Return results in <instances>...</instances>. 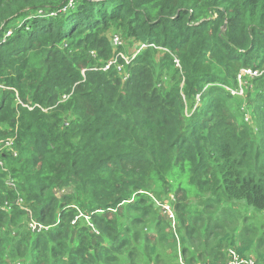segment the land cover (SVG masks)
I'll list each match as a JSON object with an SVG mask.
<instances>
[{
	"label": "trees",
	"instance_id": "1",
	"mask_svg": "<svg viewBox=\"0 0 264 264\" xmlns=\"http://www.w3.org/2000/svg\"><path fill=\"white\" fill-rule=\"evenodd\" d=\"M69 2L0 0V140L14 139L0 152V264L247 256L252 242L235 246L210 211L264 210V74L244 100L229 89L241 69L264 71V0ZM244 102L252 124L231 108ZM171 195L175 230L156 206ZM200 197L209 214L195 216L186 200Z\"/></svg>",
	"mask_w": 264,
	"mask_h": 264
},
{
	"label": "rangeland",
	"instance_id": "2",
	"mask_svg": "<svg viewBox=\"0 0 264 264\" xmlns=\"http://www.w3.org/2000/svg\"><path fill=\"white\" fill-rule=\"evenodd\" d=\"M115 35H119L118 33L113 34L112 37H114ZM135 49L134 45H128L126 44L124 47V53L126 55H130V53L133 52V50ZM256 75H254V77L245 74L242 77V81H241V86L243 88L244 93L241 95L242 91L239 89L241 86L238 85L236 87V89L238 88L239 90H235L239 95H235L237 97H241L243 100L246 97V88L247 85L249 84V79H254ZM259 77V76H256ZM233 112H235V115L241 119L242 118V112L245 116V120L248 121L249 123H253V119L252 116L250 114V112L248 111L247 107H246V102H244L241 106V109L238 107L237 104H233L231 106ZM186 114L190 115V111L187 109L186 110ZM247 117H249L247 119ZM8 140H0V152L6 148L5 146H8ZM3 147V148H2ZM2 166V165H0ZM175 198L174 196H169V197H165L164 199L161 200H157L156 201V206L159 207V214L161 218H167V214H171V212L173 214H175V218H176V214H177V210L175 208ZM186 204L188 206H190V208L192 209V211L195 212V216H198L199 214H209L208 213V205L210 204V202L208 200H206V197H200V198H190L188 200H186ZM167 207L170 208L171 212L167 209ZM235 211H234V209ZM224 210H230L231 211V215H226V213L224 212ZM213 214H220V216L225 217L226 218V222L229 224L228 228H226V230H222L219 229L217 230L220 234H225L226 231H228L230 233L231 236L236 237L235 240V246H238L239 244H241L244 240H249L252 242L251 248L249 250V252L247 255H250L251 257L255 258L258 260L256 254H258V251H256L258 244L260 243V239L259 236L261 234V229H258L261 224L264 222V210L262 211H255L253 209H251L250 207H248L244 202L242 201H234L232 203H228V202H223L220 204H216L213 206V208L211 209V211ZM242 215H246L247 218L242 222L241 221V216ZM256 215V216H254ZM254 216V217H253ZM168 221H172L171 219H169ZM172 226L175 230V225H176V221L171 222ZM205 223H203L200 219L198 220V231H196V235L197 237H195L194 239V243L196 246H201V244L203 243L201 234L199 233V228H201L202 226H204ZM207 227H209V224L207 225ZM176 238L178 240V245H177V249L181 248V241H180V237H181V230L179 227H176ZM202 230V229H201ZM254 244V245H253ZM254 246H256L254 248ZM205 247V246H204ZM182 261L183 257L182 254L180 252L177 253V260ZM173 260H176L173 259ZM141 264H144V262H141Z\"/></svg>",
	"mask_w": 264,
	"mask_h": 264
},
{
	"label": "built area",
	"instance_id": "3",
	"mask_svg": "<svg viewBox=\"0 0 264 264\" xmlns=\"http://www.w3.org/2000/svg\"><path fill=\"white\" fill-rule=\"evenodd\" d=\"M72 5H73V0H70V2H69V6H72ZM65 8H66V7H65ZM10 33H11V32H8L7 35H9ZM113 43H114L115 47H119V46H121V45L123 44V43H122L121 36H120V35H115V36L113 37ZM144 46H146V45H143L142 47H144ZM91 55H92V56H95L96 54H95L94 51H92V52H91ZM119 55L123 56V57L127 60V62H129V61L131 60V58H130L129 56H125V55L122 54V53H119ZM116 61H117V60L114 59L113 61L108 62V64L105 65L104 69H107V68L110 66V64H111L112 62H116ZM120 68H121V66H120ZM245 74H248V75H250V76H252V77H254V75H256V76H261V75L264 74V71H261V70H258V69H253V68H251V67L241 69L240 72H239V74H238V85L241 86L242 77H243V75H245ZM256 76H255V77H256ZM4 86H5V85H3L2 83H0V88H1V89H2ZM229 89H230V91H231V93H232L233 95H239V94L235 91V90H239V89L242 91L241 95L244 93L242 86H241L239 89H238V88H237V89H236V88H234V89L229 88ZM248 118H249V117H247V119H248ZM8 139H9V140H8V144H9L8 146H11V145L13 144L14 139H13V138H8ZM6 140H7V139H6ZM8 146H5V147H8ZM2 148H3V147H2ZM0 165H3V163H2L1 160H0ZM21 201H22L21 198H19V199L17 200L18 203L21 202ZM167 209L171 212V210H170L169 207H167ZM167 215H168L169 218H171L173 221H175V214H173V213L171 212V214H167ZM30 225H31V227H32L33 230H36L37 228H40V226H39L37 223H35V222L31 223ZM196 264H213V263L208 262V261H199V262H197ZM225 264H264V262H261V261L255 259V258L251 257L250 255L243 256V255L239 254L235 248H232V247H231V248L228 249V259H227V261H226Z\"/></svg>",
	"mask_w": 264,
	"mask_h": 264
},
{
	"label": "water",
	"instance_id": "4",
	"mask_svg": "<svg viewBox=\"0 0 264 264\" xmlns=\"http://www.w3.org/2000/svg\"><path fill=\"white\" fill-rule=\"evenodd\" d=\"M226 27H227V24L225 23V24H224V26H223V29L225 30V29H226Z\"/></svg>",
	"mask_w": 264,
	"mask_h": 264
}]
</instances>
